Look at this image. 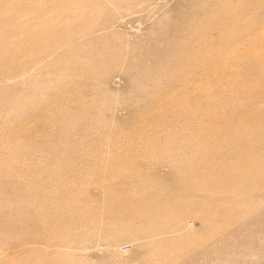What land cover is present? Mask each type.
<instances>
[{
  "label": "rangeland",
  "instance_id": "374dc122",
  "mask_svg": "<svg viewBox=\"0 0 264 264\" xmlns=\"http://www.w3.org/2000/svg\"><path fill=\"white\" fill-rule=\"evenodd\" d=\"M215 1L71 0L63 3L66 17L56 18L62 34L48 30L39 57L10 54L1 61L0 50V264H264L263 160L256 176L247 169L246 177L238 178L237 167L227 166L231 179L224 180L216 194L207 193L204 186L182 198L181 206L171 204L165 210V234L149 238L148 248L143 244L147 237L140 236L145 229L107 230L106 220L94 228L79 225L84 223L80 214L103 212V188L112 190L116 183H123L127 191L145 186L151 192L163 184L169 193L166 184L196 181L198 171L212 178L219 169L217 160L208 162V172L199 155L191 158L201 148L197 132L208 127L226 132L227 125L264 118V41L255 48L258 53L224 48L213 28L205 38L218 44L226 58L223 69L231 75L223 88L231 102L228 109H244L246 114L225 111L229 118L218 125L180 114L187 106L173 107L170 114L167 109L142 107L158 97L178 101L180 80L190 76L197 48L189 32L203 14L207 16L202 21H208ZM246 1L245 6L230 2L233 20L244 28L253 22L264 25V0ZM41 12L37 9L36 14L49 15ZM76 26L81 37L64 44L62 39ZM179 35L175 48L168 46ZM242 39L245 46L246 36ZM177 48L185 49L181 58H165ZM204 75L198 82L201 92L214 87ZM152 85L156 89L146 92ZM235 150L223 153L228 158ZM135 159L141 160L138 171ZM169 171L179 176L170 180ZM29 188L37 194L46 188L60 204L45 205L41 215L48 221L41 231L40 214L33 222L18 209L38 202L37 195L26 193ZM156 229L153 225L151 230ZM41 237L76 244L44 245Z\"/></svg>",
  "mask_w": 264,
  "mask_h": 264
},
{
  "label": "bare ground",
  "instance_id": "6f19581e",
  "mask_svg": "<svg viewBox=\"0 0 264 264\" xmlns=\"http://www.w3.org/2000/svg\"><path fill=\"white\" fill-rule=\"evenodd\" d=\"M67 1L71 3V0H50L48 3H45V0H34L33 2H30L29 0H0V19L4 21V24L0 25V50L3 52L1 55V61H4L6 56H9L10 54L17 56L24 53V56H31L33 59L34 57H39L41 47L44 46L45 42L49 39L48 30L53 33L56 32L62 34L63 28H61V26L56 22V18L59 19L66 17L68 10L65 9L63 3ZM232 1L233 0H216L213 4V11H211L208 16V21H202L204 16H207V14H203V16H200L198 20L194 22L196 27L189 32V35L193 36L197 42V48L193 56L194 64L189 69L190 72L188 73L190 76L188 79L180 80L183 81V90L178 101H170L166 96L163 97L165 99L164 101L162 97H158L155 101L142 104L143 108L155 107L159 109H167L166 114H170L173 107L179 108V106H187L181 109L179 113L188 117H202L205 121L213 124L217 123L218 125H222L223 120H227L229 118L228 112L225 111H231L234 114L240 112L241 114H246L244 109H237V112L234 109H228L231 102H229L227 97L228 95H226L225 91L228 84H224V81L226 79L228 80L231 75L227 74L226 70H224L225 68L223 69L226 63V58L223 56L218 44L219 46L223 45L224 48L231 47L237 49H251L255 53H258V50H255V48L258 47L257 45L259 42L264 41V25H260L258 27V23L253 22L248 26V28H244V24L242 25V23L239 24L237 21L235 22L233 20L234 7L230 3ZM236 1L243 6H245L247 2L246 0ZM13 2H18L20 4L14 5ZM73 2L75 4L78 3L75 1ZM37 9H41L43 11L41 13L49 15L42 18L36 14ZM60 12L62 15L59 16ZM21 18H24L25 23ZM42 27L47 28V31H43ZM210 28H213V31H216L218 37L217 45L212 43L210 39L205 38L207 37V33ZM251 30H254L255 32L252 33ZM243 36H246L247 38L245 39V46L244 43L241 42V40L243 41ZM78 37H81V30L76 26L75 30L72 31L71 34L62 39V42L65 44ZM180 37L181 35L177 36L176 39L173 42H170L168 46H174L175 48V45H177L176 40L180 42ZM6 43H11L13 47L6 48ZM53 48L54 47L48 49L47 51L52 50ZM182 53H185V49L177 48L176 50L174 49L173 53H169L170 55H166L165 58L168 59L170 56H172V59L174 57L181 58ZM40 59L41 58L37 61ZM205 61L206 63H204ZM200 62H202L201 64L204 63L203 65L205 66L202 67ZM219 72L223 73L224 76L219 77ZM203 73L209 77L204 78L203 80L208 79V82L209 80H212L211 82L214 84V87L204 88L201 92L199 91L200 87L198 82L201 81ZM232 78L231 79L234 80L233 76ZM162 88L165 89V87L158 86V89L162 90ZM155 89L156 87L153 85L147 86L146 92L149 93ZM215 94H218L219 96H215ZM145 101L146 100L143 99L142 102ZM221 108L223 110H221ZM173 112L177 111L173 109ZM227 128L228 130H226V132H216L210 127L205 129L204 132H197V134H199L197 140L202 142L198 144L201 148H197L198 150L194 151L195 156L193 155L191 158H197L199 155V162L206 163L204 167L208 172L212 170L208 166V162L217 160L216 165L219 169L217 171L214 170L216 172L212 178L206 177L198 171L196 181H191V179L187 178L186 181L182 179L178 180L175 186L173 183L166 184L169 188V193L165 191V185L163 184H158V186L153 188V192H151L150 187L146 188L145 186L141 187V190L135 188V190L132 189L131 191H127V189L123 186V183H116L114 184L116 187L112 190L109 188H103L102 196L105 198L102 199V202L105 203V205L102 206L104 209H101L103 212L99 214L97 210H94L88 216L80 214L78 219H82L84 223L79 225L82 227L94 228L101 226V224L104 225L103 220H106V225H108L107 230L108 228H119L123 230L134 229L141 232L145 229V234L143 233L140 235L141 233H139V235L147 237L146 242L143 241V244H145L147 248L150 247L149 238L165 234V231L167 230L165 229V210L171 206V204L181 206V203H184L185 201L182 198H185L187 194L191 195L194 190L197 191L198 189L200 192L201 188L204 186L207 188V193L209 192L211 195L216 194V192L222 188L223 181L228 178L231 179L229 175V167L231 166L237 167L238 172L235 176L238 178L246 177L248 173H246L245 170L247 169L249 172L253 171L252 173L257 172L255 170L256 167L258 168L261 161H264V151L261 155L255 154L257 150H260L261 148L264 149V118H262L261 121L253 119V122L250 123L248 121H239L237 126L227 125ZM258 128L260 132H249ZM196 129L198 128H195V130ZM223 129H226V124L223 125ZM233 147L236 149L235 152L232 155L230 153L228 158H226L227 155L223 153L224 150H233ZM209 148L211 150H207ZM191 151H193V149H190L189 152ZM192 154L193 152H191V155ZM204 156L208 158V160L204 159ZM147 157L150 159L151 154H148ZM134 161V169L138 171L142 165L140 162L141 160L135 159ZM249 164H252V169ZM182 171L185 172L186 170L183 169ZM232 171H234V169H232ZM148 173L149 172H147V175ZM169 174H171L170 180L176 179V175H178L176 171H169L167 175ZM256 175L257 173L255 176ZM193 186L197 187L191 188ZM123 189H126V191ZM30 190L31 188L27 189L26 193L28 196L37 195L38 202L34 205L29 204L27 207L25 206L26 208L18 209L25 220L33 222L34 218H36V214H40L37 221L39 228L37 229L41 231L45 229V223L48 221L43 215H41L45 205L49 204L53 207H60V204L56 199V195L46 188L38 194L37 192ZM136 192L145 193V197H142V195L138 197ZM165 192L167 194L166 198ZM175 196H177V199H175ZM200 197L207 198L203 194H200ZM176 200L180 202L177 203ZM78 219L76 220L78 221ZM55 220L57 221V219ZM158 220L161 221L156 222ZM60 221L62 220L60 219ZM153 225L154 227H157L156 231L151 230ZM104 233L106 232L104 231ZM29 239L34 238L32 237ZM39 243L44 245L58 243L60 246L67 248L75 247L76 244L75 242H71L66 239L63 240V238H59V240H57L48 237H41ZM78 248H83V245L78 246Z\"/></svg>",
  "mask_w": 264,
  "mask_h": 264
}]
</instances>
